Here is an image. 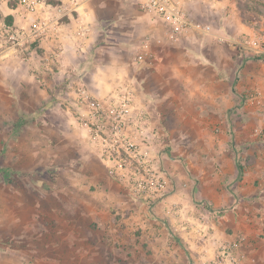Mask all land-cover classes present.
<instances>
[{
    "label": "crops",
    "instance_id": "obj_1",
    "mask_svg": "<svg viewBox=\"0 0 264 264\" xmlns=\"http://www.w3.org/2000/svg\"><path fill=\"white\" fill-rule=\"evenodd\" d=\"M45 1L42 16L55 20L56 31L30 59L11 53L0 57V71L5 70L11 87L35 96L39 106L64 96L78 109L79 91L102 99L129 82L135 108L146 113L160 135L159 111L169 102L171 81L202 82L203 103L195 110L205 116L202 127L211 126L215 133L197 153L196 186L181 162L160 153L175 186L149 217L126 218V206L111 191H104L105 208L120 210L123 224L140 228L163 264H199L211 259L220 244L238 238L243 264H253L259 252L254 241L264 236V120L257 125L259 138L251 130L252 112L262 110L253 108L251 96L264 93V45L256 48L264 44V0H175L191 23L209 27L208 32L190 28L175 41L163 21L139 9L144 0ZM10 5L0 0V28L9 17L26 25L29 18L23 20ZM258 52L262 56L254 60ZM52 54L57 57L49 63ZM138 54L144 60L136 63ZM231 81L237 92L230 89ZM74 112L72 121L78 124ZM205 203L210 208L205 210Z\"/></svg>",
    "mask_w": 264,
    "mask_h": 264
},
{
    "label": "rangeland",
    "instance_id": "obj_2",
    "mask_svg": "<svg viewBox=\"0 0 264 264\" xmlns=\"http://www.w3.org/2000/svg\"><path fill=\"white\" fill-rule=\"evenodd\" d=\"M19 16L26 21L23 14ZM3 23L0 31L15 24L6 18ZM5 54L0 50V57ZM257 56L261 52L254 54V60ZM8 80L5 70L0 71V264H163L162 257L153 256L148 249L140 228L123 224L120 210L103 205L107 199L104 191H111L126 206V218L140 214L147 218L153 209L129 199L108 177L85 137L81 111L64 96L53 105L39 106L35 96H23ZM231 82L230 89L237 92ZM171 83L169 102L159 111L162 127L157 126L162 138L158 145L167 159L182 163L196 186L197 153L215 130L202 127L205 116L195 110L203 103L199 96L202 82L174 79ZM14 91L17 95H11ZM261 109L252 112L254 135H258L259 121L264 120ZM74 110L78 124L72 121ZM161 169L170 175L162 159ZM106 181L112 186L107 187ZM207 206L205 203V210L210 208ZM260 238L254 241L259 252L251 258L253 264H264V236Z\"/></svg>",
    "mask_w": 264,
    "mask_h": 264
},
{
    "label": "built area",
    "instance_id": "obj_3",
    "mask_svg": "<svg viewBox=\"0 0 264 264\" xmlns=\"http://www.w3.org/2000/svg\"><path fill=\"white\" fill-rule=\"evenodd\" d=\"M6 1H12L14 8L29 18V22L23 26L12 24L2 27L1 53L18 56L27 53L28 57L23 59H30L39 44L56 31L57 24L49 15L42 16L47 7L45 0ZM140 10L163 21L172 41L190 28L209 31V27L191 23L173 0H144ZM156 42L160 43V40ZM147 46L145 41L143 48ZM56 57L55 54L50 55L48 62L55 61ZM143 60L142 54L134 59L136 63ZM251 104L264 108V93L255 92L251 96ZM77 106L81 111L79 120L85 137L108 177L125 190L129 199L154 207L174 190L172 178L161 169L158 143L162 137L151 129L146 113L135 108L132 83L116 87L102 99L79 91ZM241 247L240 238L222 243L211 259L199 264H243Z\"/></svg>",
    "mask_w": 264,
    "mask_h": 264
},
{
    "label": "trees",
    "instance_id": "obj_4",
    "mask_svg": "<svg viewBox=\"0 0 264 264\" xmlns=\"http://www.w3.org/2000/svg\"><path fill=\"white\" fill-rule=\"evenodd\" d=\"M10 6H11L12 9L14 8L13 4H11ZM7 20L9 21V23L11 22V18L10 17Z\"/></svg>",
    "mask_w": 264,
    "mask_h": 264
}]
</instances>
